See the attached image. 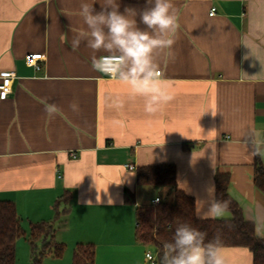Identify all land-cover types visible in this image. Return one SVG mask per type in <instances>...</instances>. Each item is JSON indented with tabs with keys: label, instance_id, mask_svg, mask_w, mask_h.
Returning a JSON list of instances; mask_svg holds the SVG:
<instances>
[{
	"label": "crops",
	"instance_id": "crops-1",
	"mask_svg": "<svg viewBox=\"0 0 264 264\" xmlns=\"http://www.w3.org/2000/svg\"><path fill=\"white\" fill-rule=\"evenodd\" d=\"M81 2L0 0V72L15 73L12 92L0 96V199L15 202L26 232L16 258L22 250L31 263V226L47 222L65 244L47 256L52 264H72L79 243L95 245L94 264H155L145 257L154 248L136 238V208L172 200L173 190L138 185L137 168L159 163L176 165L196 214L198 200L208 210L216 172H228L230 195L264 237V193L254 184L256 156L264 165L254 154L264 145V32L259 52L243 44L250 21L264 26V0H172L174 43L154 53L167 99L151 112L145 97L93 70L85 44L72 49L85 27ZM118 3L139 12L146 0ZM29 53L42 54L40 68L27 65ZM221 249L225 264H253L247 247Z\"/></svg>",
	"mask_w": 264,
	"mask_h": 264
},
{
	"label": "clouds",
	"instance_id": "clouds-1",
	"mask_svg": "<svg viewBox=\"0 0 264 264\" xmlns=\"http://www.w3.org/2000/svg\"><path fill=\"white\" fill-rule=\"evenodd\" d=\"M97 2L100 11L93 7ZM79 16L85 27L75 32L71 47L76 50L83 43L92 50L91 67L94 71L128 85L133 95L145 97L146 111H153L155 104L167 99L160 92L162 81L154 53L170 48L174 43L170 37L178 24L172 0H146L145 7L139 12L132 7H125L121 12L118 0H82ZM140 24L144 27L141 28ZM262 32L264 26L250 21L249 37L243 44L251 54L259 52L255 40L260 39L259 33ZM101 52L105 54L96 55ZM72 107L75 109L76 105ZM46 111L51 115L56 108L48 105ZM254 154L264 159V145L257 144ZM208 193L207 211H202L204 202L197 201L200 205L198 219L223 217L228 202L215 198L214 187L209 188ZM206 236L205 232L189 224L178 225L172 242L164 245L160 264H225L219 237L206 243Z\"/></svg>",
	"mask_w": 264,
	"mask_h": 264
},
{
	"label": "trees",
	"instance_id": "trees-1",
	"mask_svg": "<svg viewBox=\"0 0 264 264\" xmlns=\"http://www.w3.org/2000/svg\"><path fill=\"white\" fill-rule=\"evenodd\" d=\"M184 147L189 148L185 143ZM254 184L264 193V165L256 156L254 163ZM138 185L169 186L173 190L172 200L136 208V238L142 244L153 247L156 252L155 264H160L164 245L173 240L175 229L180 224H189L207 234L206 243L219 237V246H244L253 253V264H264V237L257 233L256 225L245 219L240 204L230 195L231 183L228 172L215 174V198L228 202L227 218L198 219L193 196L179 188L177 169L174 163H159L137 168ZM62 195L56 205L67 199ZM64 213L58 211L57 218ZM26 234L16 204L12 200L0 199V264H16L17 241ZM31 263L43 264L47 256H61L65 244L55 239L52 223H33L29 236ZM95 245L79 243L74 249L72 264H94Z\"/></svg>",
	"mask_w": 264,
	"mask_h": 264
},
{
	"label": "built area",
	"instance_id": "built-area-1",
	"mask_svg": "<svg viewBox=\"0 0 264 264\" xmlns=\"http://www.w3.org/2000/svg\"><path fill=\"white\" fill-rule=\"evenodd\" d=\"M215 13H216V7L213 6L210 10V15H214ZM40 60H43L42 54L29 53V54H26L25 56V61L27 65L34 66L36 68H40V65H39ZM14 78H15V73L13 71L0 72V96L1 97H6L12 92ZM72 156H76L75 152H72ZM130 168L132 169L133 166H130ZM160 200H161L160 197H156L152 199L151 204L158 203ZM145 257H146V260L150 262H155L156 260V254H154L151 250L146 251Z\"/></svg>",
	"mask_w": 264,
	"mask_h": 264
},
{
	"label": "rangeland",
	"instance_id": "rangeland-1",
	"mask_svg": "<svg viewBox=\"0 0 264 264\" xmlns=\"http://www.w3.org/2000/svg\"><path fill=\"white\" fill-rule=\"evenodd\" d=\"M163 198L165 199V196H163ZM166 200H170V198H168ZM23 238H25V237H23ZM23 241L24 240L21 239V242H23ZM154 252H155V249H154ZM16 264H28V262H26V258H24V256L22 255V250H19L18 257L16 258ZM43 264H52L51 257H47V259L45 261H43Z\"/></svg>",
	"mask_w": 264,
	"mask_h": 264
}]
</instances>
